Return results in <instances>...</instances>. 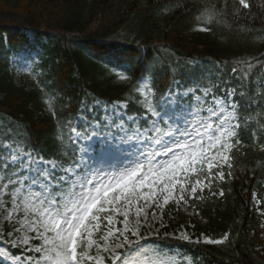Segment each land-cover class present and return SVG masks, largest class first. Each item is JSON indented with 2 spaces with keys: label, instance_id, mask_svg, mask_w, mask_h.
<instances>
[{
  "label": "snow or ice",
  "instance_id": "snow-or-ice-1",
  "mask_svg": "<svg viewBox=\"0 0 264 264\" xmlns=\"http://www.w3.org/2000/svg\"><path fill=\"white\" fill-rule=\"evenodd\" d=\"M255 6L259 16L252 14L249 0L205 3L196 7L200 23L194 30L211 32L212 25L222 23L231 27L226 18L238 21L242 11L248 10L245 18L259 19L261 27L241 31H258L264 43V0H255ZM178 8L190 10L175 0L160 14ZM252 59L255 64L247 58L234 63L231 72L237 86L224 88L222 95L212 88L204 89L202 95H196L199 89H189L194 104L183 124L167 111H158L150 78L142 77L144 82H137L132 91L140 97L136 103L145 109L147 126L136 115L127 114L126 102H116L110 112L106 106L99 118H84L87 122L80 128L69 122L68 139L87 146L79 144V155L74 154L67 166L25 153L19 145L4 144L0 243L5 247H0V257L10 264H180L154 240L149 242L161 238L165 210L171 205L173 211L199 215L196 205L208 199L205 192L223 197L220 185L227 182L226 176L232 178L243 137L264 153V59ZM257 65L260 71L253 76ZM116 76L129 80L123 73ZM178 102L171 90L161 94L162 105ZM48 107L53 109L51 101ZM52 114L55 117V111ZM24 164L26 169L21 167ZM9 168L15 170L9 172ZM172 236L193 242L183 228ZM201 237L202 241L197 237L194 242L228 241L227 233L220 239L203 233Z\"/></svg>",
  "mask_w": 264,
  "mask_h": 264
},
{
  "label": "trees",
  "instance_id": "trees-1",
  "mask_svg": "<svg viewBox=\"0 0 264 264\" xmlns=\"http://www.w3.org/2000/svg\"><path fill=\"white\" fill-rule=\"evenodd\" d=\"M174 2L0 0V156L6 154L3 145L11 143L67 166L79 155L81 144L68 139L69 122L80 128L87 122L84 118H99L104 107L126 102L127 114L147 126L145 109L136 103L140 97L132 91L133 85L144 82L142 77L150 78L157 104L170 88L199 89V95L212 88L222 95L224 88L237 86L231 72L237 60L255 64L252 58L264 59L259 32L241 31L261 27L259 19L245 18L248 10L238 21L228 16L231 27L216 24L204 32L194 30L200 23L196 7L222 0H181L189 11L160 14ZM249 2L252 14L259 16L255 0ZM37 48L43 51L37 76L26 85L17 84L14 57ZM259 71L257 65L253 76ZM117 72L129 80L120 81ZM243 143L232 178L226 176L227 182L220 185L223 197L206 192L208 199L196 205L199 215L176 212L172 206L165 214L166 232L183 228L194 238L201 233L214 238L228 234V241L219 245L158 239L157 245L180 264H264V216L255 202L261 199L264 204V153L251 147L246 136Z\"/></svg>",
  "mask_w": 264,
  "mask_h": 264
},
{
  "label": "rangeland",
  "instance_id": "rangeland-1",
  "mask_svg": "<svg viewBox=\"0 0 264 264\" xmlns=\"http://www.w3.org/2000/svg\"><path fill=\"white\" fill-rule=\"evenodd\" d=\"M41 54H42V50L40 48L37 50H26V51L20 53V55H17L13 59V64H14L13 65V67H14L13 79L17 84L26 85L30 82L31 79H32V81H34V78L37 76V72L35 71L36 65L39 63V61L41 59L40 58ZM176 99L179 101L178 94H176ZM179 104H180V101L178 103H176L175 105L171 104L170 109L167 110V113L169 111H171V113H169L168 115L171 116L174 120H176L177 123L183 124V118H184V116L187 115V110H189L191 107H188V105H183L181 108L178 109ZM82 143L85 146H87L86 142L82 141ZM23 159L26 161L27 157L25 156V157H23ZM21 167L26 169L27 164H24ZM11 170L13 171L15 169L11 168ZM28 174L34 175V173H28ZM170 206L171 205H169V207ZM169 207L165 210V213L169 210ZM164 219H165V217H164ZM165 224H166V221H165ZM167 226H168V224H166V227ZM165 228L160 229L161 237L164 236V233H167L165 231ZM178 232H179V230L171 231L170 233H168V236L170 238H173L172 234L176 233L178 235ZM188 233L192 237L191 232H188ZM218 239H220V238H218ZM192 240L194 242L196 239H194L192 237ZM202 240H203V238H202ZM0 247H4V246L0 245ZM0 264H10V262L6 261L3 257H0Z\"/></svg>",
  "mask_w": 264,
  "mask_h": 264
}]
</instances>
